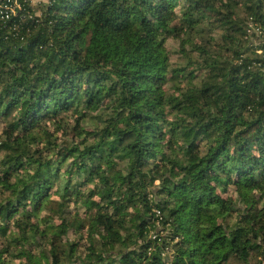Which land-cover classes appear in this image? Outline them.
<instances>
[{
  "label": "trees",
  "instance_id": "1",
  "mask_svg": "<svg viewBox=\"0 0 264 264\" xmlns=\"http://www.w3.org/2000/svg\"><path fill=\"white\" fill-rule=\"evenodd\" d=\"M17 2L0 264H264V0Z\"/></svg>",
  "mask_w": 264,
  "mask_h": 264
},
{
  "label": "built area",
  "instance_id": "2",
  "mask_svg": "<svg viewBox=\"0 0 264 264\" xmlns=\"http://www.w3.org/2000/svg\"><path fill=\"white\" fill-rule=\"evenodd\" d=\"M4 3L5 4L1 7L3 11L0 14H5L4 17L6 19L15 15L16 11L20 9V5L17 0H4Z\"/></svg>",
  "mask_w": 264,
  "mask_h": 264
},
{
  "label": "rangeland",
  "instance_id": "3",
  "mask_svg": "<svg viewBox=\"0 0 264 264\" xmlns=\"http://www.w3.org/2000/svg\"><path fill=\"white\" fill-rule=\"evenodd\" d=\"M168 46H169V49H170L169 51L171 52V55H172V60H176L177 59V56L174 55L175 51H173V50L176 49L175 48V45L172 42L169 41L168 42ZM10 264H19V263L17 261H14V262H12Z\"/></svg>",
  "mask_w": 264,
  "mask_h": 264
},
{
  "label": "crops",
  "instance_id": "4",
  "mask_svg": "<svg viewBox=\"0 0 264 264\" xmlns=\"http://www.w3.org/2000/svg\"><path fill=\"white\" fill-rule=\"evenodd\" d=\"M32 4L45 2L46 0H30Z\"/></svg>",
  "mask_w": 264,
  "mask_h": 264
}]
</instances>
